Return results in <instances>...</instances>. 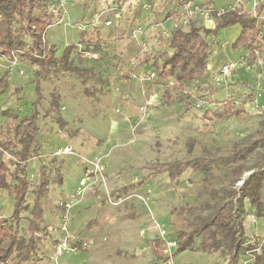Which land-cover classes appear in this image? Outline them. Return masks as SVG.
I'll return each instance as SVG.
<instances>
[{
  "label": "rangeland",
  "instance_id": "374dc122",
  "mask_svg": "<svg viewBox=\"0 0 264 264\" xmlns=\"http://www.w3.org/2000/svg\"><path fill=\"white\" fill-rule=\"evenodd\" d=\"M182 3L183 0H67V15L53 18L47 42L56 47L55 56L66 60V65L79 74L60 65L38 76L41 67L26 60L20 62L24 75L0 67V77L9 73V87L0 94V128L9 126L10 113L21 117L37 115L41 148L29 161L32 186L27 201L31 207L36 199L41 203L36 233L44 241L45 256L38 264H69L65 259L68 256L79 259L77 264H229L231 258L227 254L178 253L177 247L168 246L164 253L169 261L162 263L151 249L155 238L177 242L176 231L182 221L206 216L219 205L224 189L242 187L241 181L264 167L261 57L255 64L258 72H251L248 79L240 78L239 73L254 68L250 57L241 56L233 63L223 61L212 67L202 78L185 85L183 93L174 91L172 95L179 94L184 101L172 106L163 104V92L176 86L180 72L164 85H154L151 66L141 65L147 58L171 53L169 42L179 28L177 11ZM113 7L121 17L107 26L105 22L111 17L108 11ZM77 23L85 31L74 28ZM82 32L86 33V40H101L99 59L81 57L80 49L88 47L80 42ZM222 35V39L227 38L226 32ZM207 41L212 50L215 42L210 38ZM70 45L75 47L66 56ZM219 45L231 51L225 42ZM225 63L236 65L234 85L232 78L220 85L214 81ZM228 88L233 91L227 97L216 96ZM244 88L246 92L237 93ZM225 98L235 101L237 107L245 104V113L227 120L205 119V112L221 108ZM65 146H71L73 152L56 155ZM236 147L247 154L243 161L245 172L239 180L231 166L218 162L213 163L211 173L186 170L178 184L166 175L150 177L152 164L229 156ZM5 161L11 182L15 162L7 154ZM91 162L99 163L104 170L93 172ZM88 175L86 191L77 196L80 180ZM138 184L132 191L124 190ZM62 201L75 204L70 233L83 243L85 250L69 252L57 263L55 239L60 234L58 204ZM5 211L0 198V214ZM31 217L25 213L22 221L21 234L26 237L30 235ZM93 220L95 225L88 227ZM241 221L246 249L239 264H252L264 244V217H258L245 199ZM48 248L52 251L47 253Z\"/></svg>",
  "mask_w": 264,
  "mask_h": 264
},
{
  "label": "trees",
  "instance_id": "16d2710c",
  "mask_svg": "<svg viewBox=\"0 0 264 264\" xmlns=\"http://www.w3.org/2000/svg\"><path fill=\"white\" fill-rule=\"evenodd\" d=\"M51 0H0V54L9 58L14 52L26 51L24 58L41 67L38 76L44 75L51 68L62 67L79 74L75 68L66 65L55 56L56 47L47 42V33L53 26V17L48 13L47 4ZM264 10V1L256 8V15L249 13L229 12L217 17L216 27L208 29L191 22L188 29L176 28L169 42L170 54H162L160 57L145 59L141 65H150L155 77L151 79L154 85H164L169 82L176 73V86L167 87L163 92V104L172 106L176 102L184 100L174 91L184 92L185 85L197 78H202L208 70L211 58V47L207 41L211 36H217L225 28L240 25L242 32L238 40L232 45L233 50L247 49L250 62L257 59L259 52L264 49L260 42L264 22L259 23V17ZM27 39H29L27 41ZM211 39V38H210ZM81 43L89 47L93 46L95 51L101 49V40L90 38L86 40V33L81 34ZM29 45V47H28ZM75 46H68L65 54L68 56ZM8 76L6 72L0 77V94L8 87ZM131 79L130 76H127ZM246 111V105L237 107L233 100H225L221 108L214 112H205L207 120H227L232 117H240ZM10 124L0 128V197L3 192L8 194L14 202L11 216L0 214V264H38L41 256L43 241L36 233L38 220L40 219L39 199L35 200L31 207L27 201V194L32 183L29 180V161L41 148L39 141V126L36 113L21 117L16 113L8 114ZM190 149L193 148V142ZM14 159L15 170L11 174V182L8 181L9 167L5 161V155ZM247 154L237 147L229 156H205L194 160L168 163H155L151 165L153 172L150 177L166 175L172 182L178 184L180 175L186 170H194L211 173L213 163L218 162L225 166H231L235 172V178L239 180L245 172L243 161ZM15 181V183H13ZM62 182V181H61ZM244 185L240 188L231 186L224 189L221 202L213 211L197 221L181 222L176 231L177 252L200 251L205 254L221 253L227 254L231 259L229 264H239V257L243 254L245 227L241 221L244 214V200L248 199L254 207L258 217H264V202L262 201V190L264 187V167L261 166L256 172L244 179ZM137 186H127L125 191H132ZM123 190V191H124ZM40 196V195H39ZM120 194H117L119 197ZM30 213L29 220L30 235L21 234L24 214ZM74 217V208L71 212V221ZM96 220L90 221L88 227L95 225ZM71 229V224H70ZM60 234L55 239H57ZM75 242V243H74ZM72 243L77 246L78 251L84 252V245L74 238ZM166 241L155 238L151 241V249L157 260L165 263L169 258L165 253ZM56 245V244H55ZM77 262L79 259H74ZM74 260H71L74 263ZM252 264H264V244L261 245V254H256Z\"/></svg>",
  "mask_w": 264,
  "mask_h": 264
},
{
  "label": "built area",
  "instance_id": "2783aa9c",
  "mask_svg": "<svg viewBox=\"0 0 264 264\" xmlns=\"http://www.w3.org/2000/svg\"><path fill=\"white\" fill-rule=\"evenodd\" d=\"M242 0H232V3L227 6L226 8H219L214 9L211 7H207L204 5H201L200 3H197L195 0H183L182 6L179 7L177 13V23L179 28H186L189 26V24L197 19V18H204L205 20L214 19L220 16H223L226 13L233 12V13H239L243 14L245 11L241 8ZM67 0H51L47 4V10L48 13L53 18H63L67 15ZM259 6L258 0H253V8L256 9ZM108 13L110 19L105 22L107 26H111L113 24L114 20L119 19L120 12H118V9L116 7L111 8ZM74 28H77L78 30L85 31L80 23L74 24ZM29 47V45H28ZM81 57L85 59H93L97 60L99 59V53L95 51L93 48H85L80 49ZM26 51L20 50L17 52H14L12 54V57L9 58L5 55L0 54V67H7V69L11 72H15L19 75H24V70L20 67V62L23 60H26L24 58V54ZM27 61V60H26ZM236 65L235 64H225L223 65L219 72L215 75L214 81L220 85L222 83H225L227 79L232 78L233 71L235 70ZM151 77H155V73L152 72ZM73 152V148L71 146H65L61 149H58L56 151V155H68ZM90 165H92L93 172L95 171H103L104 167H102L99 163L91 162ZM90 175H88L86 178L80 180L79 186L76 190L77 196L83 195L84 191H86L88 181H89ZM244 181L240 182V185L243 184ZM59 208L61 210L60 220H61V235L57 239V243L55 245V251H56V261L58 263V258H61L71 253H76L78 251L77 246L72 243L73 239L71 236V229H70V223H71V212L74 208V202L72 201H62L59 204ZM163 239V238H162ZM166 241V246L168 247H177L176 241H169L166 238H164Z\"/></svg>",
  "mask_w": 264,
  "mask_h": 264
},
{
  "label": "crops",
  "instance_id": "0c3cea01",
  "mask_svg": "<svg viewBox=\"0 0 264 264\" xmlns=\"http://www.w3.org/2000/svg\"><path fill=\"white\" fill-rule=\"evenodd\" d=\"M195 1L197 3H200L201 5H204V6H207V7H211V8H214V9L226 8L227 6H229L232 3V0H195ZM241 8L244 9L245 13H249V14H253V15L255 14L256 15V13H255L256 9L253 8V1L252 0H242ZM192 22L195 23L198 26H204V27H206L208 29H214L216 27L217 20H216V18L210 19V20H205L204 18H197V19L193 20ZM262 22H264V10L262 11V13H261V15L259 17V23H262ZM167 26L169 28H171L172 27L171 22H168ZM222 32H226L227 33V35H226L227 38L226 39H222V36H223ZM241 32H242V27L240 25H235V26H232V27H228V28L222 29L218 33L217 36H211L210 37L212 39V41L215 42V43H213V45H211L212 46V50H211L212 56H211L210 62L208 64L207 73H209L212 70V67H218L223 61H227V62L230 61V62L233 63L236 60H238L241 56L249 57V51L247 49H244V48L243 49H238L237 51H235L237 53H233L234 50L232 51V49H233L232 45L238 40V38L241 35ZM216 42H218V43H216ZM223 42H225L227 46L231 47V51H228V48H226V50H223L222 47H220L221 45H219V44H221ZM260 42H262L264 44V28L262 30V35L260 37ZM260 57L262 58V61L264 62V49H263L262 52L258 53L257 59L255 61H253L252 63L250 62L252 65L254 64L253 65L254 68L251 69L250 71H246V70L243 69V71H241V73H239V77L240 78H244V79H248V77H250V78L252 77L251 76V72H253L254 74L257 73L259 66L255 65V64H256V62L260 61ZM226 58L228 60H226ZM225 64H223V65H225ZM146 66H148V65H146ZM140 71L143 73L144 68L141 67ZM236 77H237V75H236ZM234 79H235V75L232 76V85L235 84V83H233ZM245 87H247V86H245ZM232 89L233 88H231V89L228 88V89L219 91L216 94V96L219 99H223L224 97H227L228 93H230V92L232 93V91H233ZM247 90L249 91V88H247ZM239 92H246V90H245V88L243 90H237V93H239ZM225 100H226V98H225ZM0 198H1V205H5L6 206L5 216H11L12 212H13L14 202L8 198V194L6 192H3L1 194ZM74 214H75V210H74ZM48 250L52 251V250H50L48 248V249H46L47 253H48ZM47 256L50 257V259H51V256H49L48 254H47ZM65 259H67L69 264H77L80 261V260H78L77 262L74 261V263H73L71 261V259H73V258H71V256H68V258H65ZM48 260H49V258H48Z\"/></svg>",
  "mask_w": 264,
  "mask_h": 264
}]
</instances>
